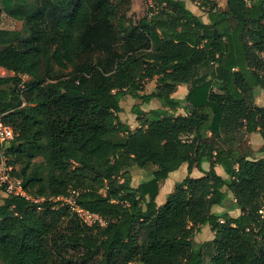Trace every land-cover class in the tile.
Segmentation results:
<instances>
[{
  "label": "trees",
  "instance_id": "1",
  "mask_svg": "<svg viewBox=\"0 0 264 264\" xmlns=\"http://www.w3.org/2000/svg\"><path fill=\"white\" fill-rule=\"evenodd\" d=\"M0 1L26 31L0 28V118L14 131L4 152L43 198H1L0 264H49L48 236L85 264H264V157L241 144L264 138V0H195L207 22L185 0H144L135 23L116 0ZM257 88L263 105L250 101ZM126 95L139 100L133 129L119 115ZM132 168L151 177L133 186ZM62 196L105 223L85 225ZM205 225L213 237L196 244Z\"/></svg>",
  "mask_w": 264,
  "mask_h": 264
},
{
  "label": "rangeland",
  "instance_id": "2",
  "mask_svg": "<svg viewBox=\"0 0 264 264\" xmlns=\"http://www.w3.org/2000/svg\"><path fill=\"white\" fill-rule=\"evenodd\" d=\"M116 2L119 3L120 5L121 13L125 14L126 19L132 23H135L146 12L148 7L144 0H116ZM185 2L195 14L200 15L202 19L205 18L206 12L202 7L198 5V3L195 0H185ZM216 3H217V7L222 8L218 5V1ZM0 28L7 30H19L23 34H26L22 20L10 15L6 11L5 6L1 1H0ZM50 72L53 75H57V74L66 73V70H62L55 65H51ZM0 74L6 75V74H10V72H8L7 70L0 69ZM154 87H155V80H151L144 85V92H149L153 90ZM249 98L251 99L250 101H252L254 104L263 105V92L259 88H257V92L254 93L252 97ZM135 103L138 104L139 100L133 99L130 96L126 95L121 100V105H122L121 116L127 118L133 116L132 107ZM141 107L147 109L148 105L142 104ZM241 144L243 145L244 149L249 152L251 158L264 157V138L261 136L260 132L256 131V132L245 133L243 135V140ZM204 165L207 166V162H204ZM217 173L223 177H226V173L224 172L223 168H220L219 172ZM191 176H196V175L191 174ZM150 177H151L150 174L147 175L144 174L142 171L135 169V172H133L132 175L131 184L133 186H136L140 183V181L147 180ZM181 178L182 176L180 171H177L173 175H170L168 180H166L163 184L161 183V186L159 185L160 193L163 194L164 191L166 192V190H164L166 189L165 188L166 186L170 188L169 192H171L174 189L175 183L180 181ZM169 192H166L164 197H159L158 201L159 202L164 201ZM2 193L3 192L0 191V195ZM1 198L2 197H0V199ZM213 209L214 211H221L222 207L216 206ZM230 213L233 215H237L239 213V210L233 209L230 210ZM42 217L47 221L49 219V214L42 213ZM212 237H213V232L211 231L208 225H205L201 227L200 232H197L194 235V241L197 244L209 240ZM48 251L50 257L49 264H85L82 261L79 255L80 253L78 251H74L71 248H61L58 245V243L55 241V239L52 238L51 236H48Z\"/></svg>",
  "mask_w": 264,
  "mask_h": 264
},
{
  "label": "built area",
  "instance_id": "3",
  "mask_svg": "<svg viewBox=\"0 0 264 264\" xmlns=\"http://www.w3.org/2000/svg\"><path fill=\"white\" fill-rule=\"evenodd\" d=\"M23 79H26V75H22ZM14 137V131L11 126L3 123L0 118V191L5 195H18L38 202L43 198H34L30 196L23 188L22 180L11 173L12 166L7 163L8 157L4 150L6 143L10 142ZM61 204H67L69 209L77 216V218L85 225H103L104 219L95 212L85 209L75 204V201L71 196L69 197H58Z\"/></svg>",
  "mask_w": 264,
  "mask_h": 264
},
{
  "label": "crops",
  "instance_id": "4",
  "mask_svg": "<svg viewBox=\"0 0 264 264\" xmlns=\"http://www.w3.org/2000/svg\"><path fill=\"white\" fill-rule=\"evenodd\" d=\"M217 1H218V5H219L220 7H222V8H224V6H225V1H226V0H217ZM186 5H187V4H186ZM187 6H188V5H187ZM203 20H204L205 22L208 21L206 15H205V18H203ZM0 69L5 70V69L2 68V67H0ZM0 75H2V74H0ZM188 88H189V84H179V85L177 86L175 92H174L172 95H173L174 97H176V98H183V97L187 94ZM149 92H150V91H149ZM131 98H132V97H131ZM157 106H158L157 101H152L150 104H148V107H147V108H153V107H157ZM121 107H122V105H121ZM121 113H122V111H121L120 114H119V115H120V118H121L123 121L127 122V123L129 124V126H130L131 129H133L134 127H136V126L138 125V122H137V120H136V117L134 116L133 113H132L133 116H130V117H128V118H127V117H122V116H121ZM178 113H184L183 109L179 108V109H178ZM208 166H209L208 162H207V166L204 165V162L202 163V168H203L204 170L208 169ZM220 168H222V166L219 165V164L215 166V169H216L217 172H219ZM135 169L141 171V169H138V168H132V169H131V175H133V172H135ZM177 171H180V172H181V176H182V178H183V177L187 174V165L184 163V164H182L177 170H174V171L170 172L169 175H168V177L162 182V184H163L166 180L169 179V176H170V175H173V174L176 173ZM191 174L196 175V176H200V175L202 174V172L199 171L197 168L194 167V168H192ZM182 178H181V179H182ZM160 186H161V183H160ZM165 188H166V189H164V190H166V192H169L170 188H168V186H166ZM164 190H163V191H164ZM163 191H162V193H163ZM166 192L164 191V193L161 194V193H160V188H159L158 194H157V196H156V202H157L158 205L161 204V203H163V201H162V202H159V201H158V198H159V197H164V195L166 194ZM4 196H6L4 193H2V194L0 195V197H4ZM0 200H1V199H0Z\"/></svg>",
  "mask_w": 264,
  "mask_h": 264
},
{
  "label": "water",
  "instance_id": "5",
  "mask_svg": "<svg viewBox=\"0 0 264 264\" xmlns=\"http://www.w3.org/2000/svg\"><path fill=\"white\" fill-rule=\"evenodd\" d=\"M5 146H6V147L10 146V142H7Z\"/></svg>",
  "mask_w": 264,
  "mask_h": 264
}]
</instances>
